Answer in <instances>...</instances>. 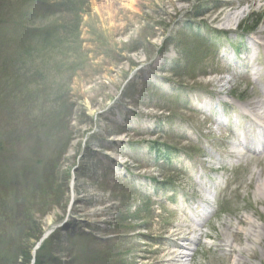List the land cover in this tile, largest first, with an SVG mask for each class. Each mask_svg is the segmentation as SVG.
Returning a JSON list of instances; mask_svg holds the SVG:
<instances>
[{
  "label": "rangeland",
  "instance_id": "obj_1",
  "mask_svg": "<svg viewBox=\"0 0 264 264\" xmlns=\"http://www.w3.org/2000/svg\"><path fill=\"white\" fill-rule=\"evenodd\" d=\"M47 3L27 27L50 42L0 41V238L2 209L36 208L58 264H142L143 236L183 221L194 264H264V144L241 142L264 109V0Z\"/></svg>",
  "mask_w": 264,
  "mask_h": 264
},
{
  "label": "trees",
  "instance_id": "obj_2",
  "mask_svg": "<svg viewBox=\"0 0 264 264\" xmlns=\"http://www.w3.org/2000/svg\"><path fill=\"white\" fill-rule=\"evenodd\" d=\"M11 4L8 0H0V41L8 40L7 36L16 34L14 39L11 38L13 43H18L16 47L18 49L30 48L33 51L38 47V44L50 42V28L49 30H40L27 27V21H31V18H36V16L46 12L48 7L47 0H24L19 4L16 11H8L5 14ZM21 28H26L25 34L19 32ZM16 47L13 56H10L11 59L15 57L16 53L22 55L17 51ZM5 61L8 62V59H5ZM2 210L4 211L2 216L7 217V221L13 219L16 222H14L12 227H9L11 241L7 238H0L2 239L0 240V264H58V261L50 256V246L53 243L52 237L46 239L40 249L37 250L35 258L33 256L35 246L41 241L44 234L43 226H41L42 220H39L34 214L36 208L32 210V216L30 212L26 213V210L20 215L16 211L21 209L14 210L13 207ZM13 210L16 213V217ZM9 213L11 215V217L9 216L10 218L7 216ZM15 236L18 241L12 247L11 242Z\"/></svg>",
  "mask_w": 264,
  "mask_h": 264
},
{
  "label": "bare ground",
  "instance_id": "obj_3",
  "mask_svg": "<svg viewBox=\"0 0 264 264\" xmlns=\"http://www.w3.org/2000/svg\"><path fill=\"white\" fill-rule=\"evenodd\" d=\"M243 16V12L238 15H234L231 19L233 22H238L240 21L241 17ZM263 32H261V35ZM230 82V81H228ZM260 117L263 118L264 121V109L260 108ZM221 118V117H220ZM219 121H222V118ZM249 122L253 121L251 119H248ZM224 122V121H222ZM254 122V121H253ZM261 124V123H259ZM264 126V125H263ZM256 125L254 123L246 125L245 129V137L243 135V140H241L242 143L244 144H249L253 145L259 142V144H264V131L257 132L256 130ZM259 130H261L259 128ZM256 134V135H255ZM237 157L240 158V155L237 154ZM263 170V169H262ZM262 172V171H261ZM262 175L261 179H259V191H264V179L262 180ZM191 213V211H190ZM252 226V231H250V235L246 237V239L251 240L250 238H254L257 243H261V233L263 228H260L259 226H256L254 223L250 222ZM150 224L147 223H142L139 224L138 227L142 226H149ZM189 228V227H188ZM169 230L170 232V238H163L164 233H167ZM161 233H150L148 236H143L141 239L142 243L138 244V252L141 255L140 257L142 258V264H194V260L196 258V255H192L190 253H187L183 255V253H178V250H187V246L185 247L183 242H191V243H197L201 242V237L197 238H191V234L194 233L193 230H189L190 232H186V226L184 225L183 221H180L178 223L174 224H162L160 230ZM234 235H239L238 231L234 228V232L232 234ZM228 238V235H224L222 239H219V247H225L228 251H230L229 254L237 252L234 250V243L236 242L233 240V236ZM211 238L210 235L207 236V239ZM189 251V250H188ZM240 253L239 255H241Z\"/></svg>",
  "mask_w": 264,
  "mask_h": 264
},
{
  "label": "water",
  "instance_id": "obj_4",
  "mask_svg": "<svg viewBox=\"0 0 264 264\" xmlns=\"http://www.w3.org/2000/svg\"><path fill=\"white\" fill-rule=\"evenodd\" d=\"M47 238H48V237H47V234H45V236H43L42 240L37 244V246L35 247V251H34V253H33V256H34V257H35L36 251H37L38 249H40L42 243H43V242L45 241V239H47Z\"/></svg>",
  "mask_w": 264,
  "mask_h": 264
}]
</instances>
